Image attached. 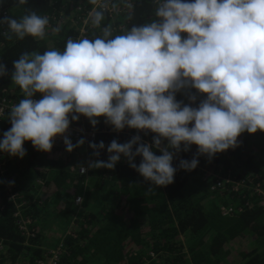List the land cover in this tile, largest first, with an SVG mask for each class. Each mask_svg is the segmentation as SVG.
Returning a JSON list of instances; mask_svg holds the SVG:
<instances>
[{"label": "clouds", "instance_id": "clouds-1", "mask_svg": "<svg viewBox=\"0 0 264 264\" xmlns=\"http://www.w3.org/2000/svg\"><path fill=\"white\" fill-rule=\"evenodd\" d=\"M155 16L111 39L105 26L103 37L68 39L63 51L21 53L11 79L24 98L7 113L11 127L3 132L0 151L22 159L23 144L31 141L37 151L50 152L53 138L62 135L71 152L84 139L73 144L63 135L70 122L82 114L95 127L103 116L115 131L128 127L156 135L151 143L139 135L125 143L113 139L107 160H90L88 167L114 169L123 155L145 180L167 186L177 171L174 157L191 145L197 153L178 165L186 171L197 167L198 155L211 159L237 147L242 132L264 131V0H161ZM103 19L102 11L94 12L92 25L100 27ZM49 22L35 11L0 18L18 39H43ZM7 74L0 64V76ZM186 84L207 94L197 107L175 99ZM89 146L97 157L105 149L103 141ZM136 156L142 157L138 165Z\"/></svg>", "mask_w": 264, "mask_h": 264}, {"label": "trees", "instance_id": "trees-1", "mask_svg": "<svg viewBox=\"0 0 264 264\" xmlns=\"http://www.w3.org/2000/svg\"><path fill=\"white\" fill-rule=\"evenodd\" d=\"M83 1L27 0L26 4L20 5L18 0H0V9L15 19L30 11H35L41 16H48L52 12L59 15L61 12L64 16L73 17L78 12V4ZM129 1L130 7L112 22V25L123 24L121 29H112L111 20L104 15L100 27L92 28L89 40L103 37L105 26H110L111 36L108 39H111L125 34L133 26L158 19L155 16L158 6L155 0ZM48 20L53 22L46 26L43 39L30 35L18 39L10 30L5 35L0 34V64L6 66L8 73L0 76V94L16 100L24 98L19 86L11 79V73L14 71L13 61L18 59L21 53L35 51L43 54L51 49L64 50L66 33H74L70 23H60L53 18ZM57 28L58 32L55 31ZM181 36L186 37L187 33L182 32ZM40 95L37 93L34 98L39 99ZM193 95L196 100H189ZM206 96L207 94L200 93L190 84L184 85L175 93L177 101L192 107H197ZM96 119L99 121L96 125L99 131L91 142L103 141L105 149H101L97 157L92 155L94 149L88 145L90 160L106 161L110 155L106 148L113 139L118 143H125L134 135H139L142 141L151 143L152 137L156 135L150 131L145 134L143 130L128 127L115 131L111 125L104 122L103 116ZM104 124L107 128L101 131ZM10 127L8 122L0 131L4 132ZM255 139L264 141V131L258 129L255 133L242 132L238 146L227 149L230 159H226L227 151L216 153L211 159L220 162H217L221 165L220 174L225 175L227 170L234 171L237 177L248 173L262 174L264 149L258 154L256 162L248 153H244L247 151L245 147L249 145L248 142ZM23 147L26 149V155L22 159L19 158L16 164L9 162L6 173L14 177L13 179L24 182L25 186L22 188L26 193L30 190L36 192L38 189L34 185L35 181L49 178L48 176L52 175L49 170L54 167L47 163L46 152L37 151L31 141H25ZM135 147L136 145L133 150ZM153 152L156 155L161 154L155 147ZM196 153L197 146L193 144L189 151H181L174 157L172 164L177 167V171L174 182L167 186H157L145 180L136 170L129 167L127 158L123 155L114 169L89 168L87 175L77 171L73 175L61 172L53 176L54 179L47 184L48 187L42 188H45L40 194L43 203L37 202L40 200L39 196L34 199L35 203L32 202L33 195L26 196L28 205L24 213L31 216L34 227H38V214L43 212L48 203H63V208L70 210L67 216H74L78 210L70 227L69 232L72 234L68 233L64 238L65 253L62 254L59 264H145L143 257L150 250L157 253V260L161 264H264V208L253 206L244 208L242 212L232 216H221L215 200L210 198L205 183L201 181L203 172L199 167L209 158L206 155H198L199 163L192 171L178 167L180 159L191 160ZM141 159L142 157L136 156L133 162L138 165ZM262 176L264 177L263 174ZM103 178L110 182L108 187L102 182L99 184ZM85 181L87 185L84 187ZM98 185L106 189L107 193L112 191L113 199H100V196L96 198ZM2 190L3 186L0 185V238L3 242L0 264H37L36 261L43 254L40 248L42 242L35 238L26 239L20 233L12 215L15 208L8 200L9 192ZM61 192L63 200L60 198ZM80 194L84 198L83 207L74 210L73 199ZM104 203L108 204L107 208L103 207V211L98 212L100 208L102 210L101 206H105ZM123 204L128 206L125 212L121 211ZM240 236L251 239L244 241ZM127 242L130 243V250L128 256H124L123 248L125 250ZM133 243L138 244L136 249H133Z\"/></svg>", "mask_w": 264, "mask_h": 264}, {"label": "built area", "instance_id": "built-area-1", "mask_svg": "<svg viewBox=\"0 0 264 264\" xmlns=\"http://www.w3.org/2000/svg\"><path fill=\"white\" fill-rule=\"evenodd\" d=\"M158 4L161 0H155ZM130 1L126 0L121 2V0H84L82 3L78 4L77 13L75 14V25L77 33L73 40L88 39V31L93 27L91 22V17L94 12L102 11L111 21L117 19L118 15H122L129 7ZM10 17L9 13L0 9V18ZM54 18V17H53ZM56 18V16H55ZM66 20L63 18V21ZM118 28H121L119 26ZM8 26L6 23L0 24V34L5 35L8 32ZM70 39V37H69ZM17 104L13 102L8 96L0 94V109H3V113L0 114V130L1 127L5 126L9 121L7 119V113L11 106ZM105 131L106 128L100 129ZM99 129L93 127L88 118L79 115L77 121H72L67 129L66 133L63 135L68 136L72 142H77L79 139H84V144L89 145ZM3 131H0V134ZM118 133V132H117ZM3 138V134L0 135V139ZM53 145L62 146L63 136L57 135L53 138ZM19 157L9 156L7 153L0 151V185L3 186L4 191L9 192L8 200L14 204L13 217L18 226L20 233L26 238H35L37 235L36 227H34V220L31 216L24 213V209L27 208L28 199L27 193L23 191L21 185H17L18 181L13 179L14 177L7 175V166L9 162L14 164L17 163ZM84 168V167H83ZM88 168V167H87ZM81 167H77V172H81ZM85 169V168H84ZM264 173V171L262 172ZM264 175V174H263ZM203 180L207 183L208 188L211 191H227L231 196H237L239 203L236 205L219 204L218 211L221 216H232L236 213H240L244 208H251L253 206H259L264 208V177L262 174H243L240 177L236 176L234 171L227 170L226 174H220L219 168H213L210 171H205ZM9 181H14V184H9ZM45 179H37L35 181V187L38 188V195L32 197V202L35 203V198L40 197V192L43 187H45ZM40 189V190H39ZM2 190V191H3ZM40 191V192H39ZM30 195H33L31 192ZM81 196L77 195L75 197V203L81 202ZM38 203H43V199L40 197ZM2 239L0 238V249H2ZM43 254L36 261L37 264H58L61 253L64 252L63 243H60L55 250L42 251ZM157 257L155 252H149L143 257L144 263L149 264L151 259ZM158 263V262H157Z\"/></svg>", "mask_w": 264, "mask_h": 264}, {"label": "rangeland", "instance_id": "rangeland-1", "mask_svg": "<svg viewBox=\"0 0 264 264\" xmlns=\"http://www.w3.org/2000/svg\"><path fill=\"white\" fill-rule=\"evenodd\" d=\"M103 126L105 128H107L105 124ZM103 126H102V128H103ZM95 127L97 128V126H95ZM240 135H242V133ZM240 135L237 137V141L239 140ZM72 143L76 144V142H72ZM248 143H249V145H247L245 147V150H247V151L244 152V153H248L253 158V161L256 162L258 154L261 152V150L264 149V141L263 140L261 141L259 139H255V140H252V141H250ZM226 151L227 150H224L225 153H226ZM228 153L229 152L227 151L226 159H230L231 158ZM45 159L48 160L47 161L48 164L51 163L52 166L54 167V168H51L49 170V173H51L52 175H49L48 177L51 178V179H54L53 176L56 175V174H59L61 172H65V173L67 172V173H70V174L73 175L75 173V171L77 170V167L78 168H80V167H84L85 168V171H84L83 174L87 175L89 173V171H88L89 167H88V163L87 162L90 161V157H89V154L87 152V146L84 143L82 145H80L79 147L74 148L71 152L66 151L64 144L62 146L53 145L51 151L50 152H46ZM244 159H246V158L244 157ZM86 160H87V162H86ZM217 162L218 161L216 159L215 160L214 159H208L205 164H203L202 166L199 167L200 170L203 172V174L201 176V181L202 182H204L203 177H204L205 171H208V170L210 171L213 168H219L220 169L221 165H218ZM218 163H220V162H218ZM65 167H67V169H64ZM69 167H70V169H69ZM46 168L48 170V167H46ZM261 169H263L262 170V172H263L264 171V166L261 167ZM78 173H79V171H78ZM262 174H264V173H262ZM49 178H47L48 179L47 182H46L47 184H49V180H50ZM16 181H18V180H16ZM45 181H46V179H45ZM18 182L21 184V186H23V187L25 186L24 182H22V181H18ZM101 182H102L103 185H106V187H108V185L110 183L107 179H104V178L101 181H99V184H101ZM86 185H87V181L84 182L83 186L85 187ZM205 185H206V187H205L206 190L210 194V198H213L215 200V205L216 206H218L219 204H227V205H233L234 206V205L239 203V199L237 198V196H235V195L231 196V194H229L227 191H219V192L211 191L208 188L207 183H205ZM46 186L48 187V185H46ZM43 190H41V192L39 191L40 194L43 192ZM31 192L33 193V196H36V194L37 195L39 194V193H37L38 191L34 192L33 190H30V193ZM108 192L109 193H107L106 189L100 188V186L98 185L97 186V191H96V194H97L96 198L100 196V199H101V197L102 198L108 197L109 200H112L113 199V195H112L113 193H112V191H108ZM27 193H28L29 196H31L29 191ZM62 194L63 193L61 192V197L60 198L63 200V195ZM80 196H82L81 202L75 203L76 205L74 204V210L75 209H80V207L82 206V200L84 198H83V195L80 194ZM73 201H75V200L73 199ZM59 202H61V201H59ZM105 202L107 203V200ZM60 205H61V207H60ZM107 205L108 204H105V206H101L102 210L100 208L98 212H100V211L102 212L103 211V207L107 208ZM42 206L43 205H41V207ZM46 206L47 207L44 206L45 208L43 209V212L41 214L42 221H41L40 225L38 227H36L37 235L35 237L36 240L42 242V244H41L42 246L40 248L42 249V251L45 250V252L46 251L55 250L60 243H63V240H64L65 236L70 231V227L72 226L73 221L76 219L75 215L77 214V211H78V210L75 211L76 214L74 216H72V215L67 216V213L70 210H66L65 208H63L64 207L63 203L62 204H57V203L53 202V203L46 204ZM62 209H63V211H62ZM127 209H128V206L126 204H123L121 206V211L122 212H125ZM52 213H53V215H52ZM55 217L57 218V220H56V222L54 224L55 228L53 229V231H50L49 230L50 225L55 220ZM240 238L242 240H244V241H247V240L251 239L250 237H247V236H240ZM129 244L130 243L127 242L126 243L127 247L125 248V250L123 248V251H124L123 255L124 256H128V254H129V250H130ZM247 246L249 247V242L247 243ZM63 253H65V248H64V252ZM63 253H61V255H60V258L58 260V264L61 261V257H62ZM239 256H240V253H239ZM151 262L153 264H161V263L158 262L157 257H155L154 259H151Z\"/></svg>", "mask_w": 264, "mask_h": 264}, {"label": "water", "instance_id": "water-1", "mask_svg": "<svg viewBox=\"0 0 264 264\" xmlns=\"http://www.w3.org/2000/svg\"><path fill=\"white\" fill-rule=\"evenodd\" d=\"M74 11H75V9H74ZM73 11V12H74ZM76 14V13H75ZM94 14V13H93ZM104 14V13H103ZM105 15V14H104ZM55 16H56V18H55ZM106 16V15H105ZM11 17V16H10ZM48 18H53L54 19V21H59L60 23L61 22H63V18H65L66 20H64V21H67V22H69L70 23V25H71V28H72V30L74 31V33H66V40H68L69 39V37H70V39H72L73 40V38H75V36H76V33H77V29H76V25H75V15L72 17V16H67V15H63L61 12H60V14L59 15H56V13L55 12H52V13H50V15H48L47 16ZM92 17H93V15H92ZM92 17H91V22H92ZM12 18V17H11ZM116 20V19H115ZM115 20L114 21H110V24H111V26H112V29H121L122 27H123V24H117V25H112V22H115ZM119 26H121V28H118ZM92 28H94V26L92 27ZM92 28H90L89 29V31H88V39H89V34H90V32L92 31ZM1 95H4V94H1ZM9 97V96H8ZM13 102H15V103H18L20 100H16V99H14V98H11V97H9ZM47 180L48 179H46V182H47ZM47 185V183L45 184V186ZM73 204H75V201H73ZM149 252H153V251H148L147 253L149 254ZM147 253H146V255H147ZM145 255V256H146Z\"/></svg>", "mask_w": 264, "mask_h": 264}, {"label": "crops", "instance_id": "crops-1", "mask_svg": "<svg viewBox=\"0 0 264 264\" xmlns=\"http://www.w3.org/2000/svg\"><path fill=\"white\" fill-rule=\"evenodd\" d=\"M86 162H87V160H86ZM88 163V162H87ZM67 166V165H66ZM68 167V166H67ZM67 167H65L64 169H67ZM69 169H70V167H69ZM68 169V170H69ZM67 173V172H66ZM50 180H49V183H50V181L52 180L51 178H49ZM17 185H21L19 182L18 183H16ZM29 193H30V191H29ZM28 195V194H27ZM41 214H42V212L40 213V214H38L39 215V218H37V220H38V223L40 224L41 223V221H42V219H41ZM52 215H53V213H52ZM56 220H57V218L55 217V220L51 223V225H50V228H49V230L50 231H53V229L55 228V226H54V224H55V222H56ZM68 230V229H67ZM69 233H71L72 234V232H69ZM63 240V239H62ZM61 240V241H62ZM60 241V242H61ZM64 241V240H63ZM133 245V249H136L137 247H138V244H132Z\"/></svg>", "mask_w": 264, "mask_h": 264}]
</instances>
